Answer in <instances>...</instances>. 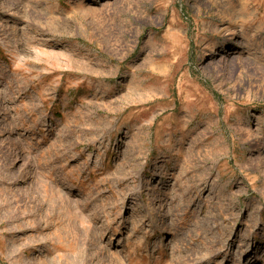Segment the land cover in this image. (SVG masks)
<instances>
[{"label": "rangeland", "instance_id": "374dc122", "mask_svg": "<svg viewBox=\"0 0 264 264\" xmlns=\"http://www.w3.org/2000/svg\"><path fill=\"white\" fill-rule=\"evenodd\" d=\"M0 264H264V0H0Z\"/></svg>", "mask_w": 264, "mask_h": 264}]
</instances>
